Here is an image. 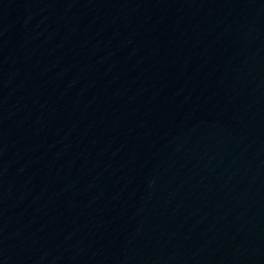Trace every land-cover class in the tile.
<instances>
[{"label": "water", "instance_id": "95a60500", "mask_svg": "<svg viewBox=\"0 0 264 264\" xmlns=\"http://www.w3.org/2000/svg\"><path fill=\"white\" fill-rule=\"evenodd\" d=\"M0 264H264V0H0Z\"/></svg>", "mask_w": 264, "mask_h": 264}]
</instances>
